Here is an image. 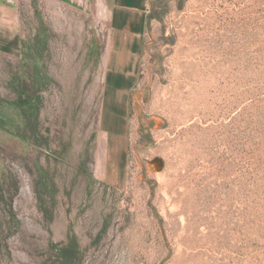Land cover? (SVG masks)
<instances>
[{"label":"rangeland","instance_id":"rangeland-1","mask_svg":"<svg viewBox=\"0 0 264 264\" xmlns=\"http://www.w3.org/2000/svg\"><path fill=\"white\" fill-rule=\"evenodd\" d=\"M91 6L24 0L27 52L0 59V264L264 262V0H150L104 123Z\"/></svg>","mask_w":264,"mask_h":264},{"label":"crops","instance_id":"crops-1","mask_svg":"<svg viewBox=\"0 0 264 264\" xmlns=\"http://www.w3.org/2000/svg\"><path fill=\"white\" fill-rule=\"evenodd\" d=\"M23 1L0 0V59L10 58L14 59V61L17 60V63H19V58L22 59L24 53L27 52L26 19L23 15ZM58 1L65 6L81 8L84 12L89 11L92 7L91 5L95 4L99 12L107 15L108 42L105 56L107 70L104 75L105 100L102 113V123H104L105 112L109 116H114L119 113L118 107H123V105L127 107L124 102L121 104L120 102L129 99L132 90L136 86V78L143 61L146 36L150 26V0ZM22 63L24 65L28 64L25 61ZM15 79L17 80V78ZM36 80L37 78L34 79V82H37ZM18 88L20 87L15 88V91L20 95L22 90ZM22 96L25 99L27 98L26 93ZM13 105L21 107L18 103ZM104 133L107 135L108 144L109 134L106 130H104Z\"/></svg>","mask_w":264,"mask_h":264},{"label":"flooded vegetation","instance_id":"flooded-vegetation-1","mask_svg":"<svg viewBox=\"0 0 264 264\" xmlns=\"http://www.w3.org/2000/svg\"><path fill=\"white\" fill-rule=\"evenodd\" d=\"M37 103H39V102H37V98H35V100L31 99V98L25 99V104H26L27 110L29 112H31V114H34V115L37 114V111H36V109L38 108Z\"/></svg>","mask_w":264,"mask_h":264},{"label":"water","instance_id":"water-1","mask_svg":"<svg viewBox=\"0 0 264 264\" xmlns=\"http://www.w3.org/2000/svg\"><path fill=\"white\" fill-rule=\"evenodd\" d=\"M151 164L155 167L157 171H162L164 169V161L160 158H155L153 161H151Z\"/></svg>","mask_w":264,"mask_h":264},{"label":"bare ground","instance_id":"bare-ground-1","mask_svg":"<svg viewBox=\"0 0 264 264\" xmlns=\"http://www.w3.org/2000/svg\"><path fill=\"white\" fill-rule=\"evenodd\" d=\"M103 141H104V139H105V142L107 141V136H106V134H104L103 136H102V138H101ZM102 143V142H101ZM102 145V144H101ZM100 145V146H101ZM104 148H106V147H104ZM106 151V150H105ZM104 157H105V154H104ZM261 264H264V262H263V260H262V262H261Z\"/></svg>","mask_w":264,"mask_h":264},{"label":"built area","instance_id":"built-area-1","mask_svg":"<svg viewBox=\"0 0 264 264\" xmlns=\"http://www.w3.org/2000/svg\"><path fill=\"white\" fill-rule=\"evenodd\" d=\"M44 1V0H43ZM47 1V0H46ZM51 1V0H50ZM54 3H56V5H60L62 6V4L58 1V0H55ZM32 13H34V11H32ZM10 59V58H9ZM3 95V94H2Z\"/></svg>","mask_w":264,"mask_h":264},{"label":"trees","instance_id":"trees-1","mask_svg":"<svg viewBox=\"0 0 264 264\" xmlns=\"http://www.w3.org/2000/svg\"><path fill=\"white\" fill-rule=\"evenodd\" d=\"M27 104V103H26Z\"/></svg>","mask_w":264,"mask_h":264}]
</instances>
